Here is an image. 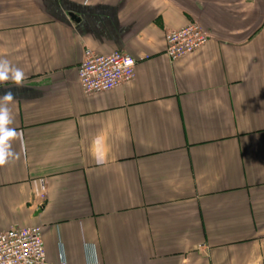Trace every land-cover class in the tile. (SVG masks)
Listing matches in <instances>:
<instances>
[{
	"label": "crops",
	"instance_id": "0c3cea01",
	"mask_svg": "<svg viewBox=\"0 0 264 264\" xmlns=\"http://www.w3.org/2000/svg\"><path fill=\"white\" fill-rule=\"evenodd\" d=\"M210 35L175 62L168 32ZM136 60L85 95V50ZM15 156L0 233L40 227L47 264H264V0H0Z\"/></svg>",
	"mask_w": 264,
	"mask_h": 264
},
{
	"label": "built area",
	"instance_id": "2783aa9c",
	"mask_svg": "<svg viewBox=\"0 0 264 264\" xmlns=\"http://www.w3.org/2000/svg\"><path fill=\"white\" fill-rule=\"evenodd\" d=\"M210 41L209 33L197 22L172 30L165 36V54L175 62L192 55ZM136 76V60L115 51L99 55L87 48L78 68L85 95L103 93L131 82ZM43 232L40 227L14 228L0 233V264H47Z\"/></svg>",
	"mask_w": 264,
	"mask_h": 264
},
{
	"label": "clouds",
	"instance_id": "9594fccd",
	"mask_svg": "<svg viewBox=\"0 0 264 264\" xmlns=\"http://www.w3.org/2000/svg\"><path fill=\"white\" fill-rule=\"evenodd\" d=\"M25 78L23 70L13 67L7 60H0V84L11 81L14 86L23 87ZM14 100L15 97L11 91L0 97V166L5 165L10 157L15 156L12 150V142L22 135L14 127H11L14 118L9 104Z\"/></svg>",
	"mask_w": 264,
	"mask_h": 264
}]
</instances>
